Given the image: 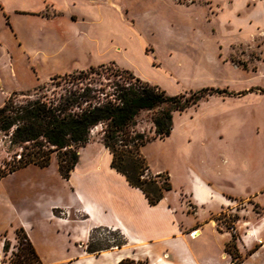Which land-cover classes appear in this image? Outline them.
<instances>
[{"label":"crops","instance_id":"0c3cea01","mask_svg":"<svg viewBox=\"0 0 264 264\" xmlns=\"http://www.w3.org/2000/svg\"><path fill=\"white\" fill-rule=\"evenodd\" d=\"M95 4L0 0V107L17 90L96 63L91 26L81 27V17L91 19ZM212 173L193 172L182 192L166 191L151 205L112 167L103 144L88 143L69 178L61 175L54 154L46 167L31 164L0 177V186L13 223L24 230L41 264H227L233 234L243 257L239 264H264V160L252 154L224 159L217 175ZM237 200L246 206L237 208ZM61 208L77 216L60 214ZM222 210L237 212L235 232L218 227ZM99 229L117 232L123 242L90 252ZM8 239L17 243L15 231Z\"/></svg>","mask_w":264,"mask_h":264},{"label":"rangeland","instance_id":"374dc122","mask_svg":"<svg viewBox=\"0 0 264 264\" xmlns=\"http://www.w3.org/2000/svg\"><path fill=\"white\" fill-rule=\"evenodd\" d=\"M256 4L260 7L254 8ZM84 10L82 7V14ZM87 16L91 19L81 17V27L91 26L95 66L114 62L171 95L205 87L243 92L207 96L176 112L172 132L164 139L154 138L152 113H141L135 129L151 137L141 148L149 165L144 177L161 183L168 174L172 192L179 193L193 172L208 170L217 175L224 159H244L252 154L264 160V0H96ZM53 85L52 77L40 84L45 86L43 93H49ZM33 89L17 90L7 99L23 102L25 93L33 94L31 97L40 93L34 95ZM101 129L92 130L88 143L95 147L102 144ZM10 139L0 132V175L10 170L22 153L28 154L31 146L12 144ZM1 192L0 186V244L3 251H12L3 263L9 264L17 259L19 228ZM234 203L237 208L246 206L245 201ZM61 209L62 215L77 216L72 209ZM219 215L218 227L234 232L237 212L222 210ZM14 231L15 245L8 239ZM93 237L92 250L123 242L117 232L108 229H99ZM237 251L227 252V264L241 262L243 257H237ZM30 258L31 264H39L36 257Z\"/></svg>","mask_w":264,"mask_h":264},{"label":"trees","instance_id":"16d2710c","mask_svg":"<svg viewBox=\"0 0 264 264\" xmlns=\"http://www.w3.org/2000/svg\"><path fill=\"white\" fill-rule=\"evenodd\" d=\"M52 80L54 87L49 93H43L45 86L39 85L33 89L34 95L40 92L37 96L31 97L33 94L28 92L24 94L25 101L15 103L7 99L0 107V132L10 135L12 144L31 145L28 154L22 153L19 161L0 177L30 164L46 167L56 153L61 175L69 178L78 163L80 148L90 141L92 130L101 126L102 144L112 154V167L123 174L130 185L141 189L151 205L158 204L172 185L168 174L161 183L144 177L149 165L141 148L151 137L135 129L141 113H152L154 138L164 139L172 132L176 112H183L214 94H243L205 87L171 95L114 62L55 75ZM16 233L19 236L17 259L10 263L31 264L32 255L41 264L24 230L19 228ZM235 238L233 234L232 242L226 245V252L230 254V249L237 251ZM8 247L7 243L5 250ZM88 250L93 251L90 246ZM236 254L239 257L238 251ZM128 263L146 264L131 260L119 262Z\"/></svg>","mask_w":264,"mask_h":264},{"label":"built area","instance_id":"2783aa9c","mask_svg":"<svg viewBox=\"0 0 264 264\" xmlns=\"http://www.w3.org/2000/svg\"><path fill=\"white\" fill-rule=\"evenodd\" d=\"M234 228H232V230H233ZM234 232H235V230H234ZM194 233V232H193ZM192 233V234H193ZM11 254H12V251L11 250H9V251H2V253L0 254V264H3L4 262H5V260L8 258V257H10L11 256ZM231 263H233V264H236V263H234V262H231Z\"/></svg>","mask_w":264,"mask_h":264},{"label":"bare ground","instance_id":"6f19581e","mask_svg":"<svg viewBox=\"0 0 264 264\" xmlns=\"http://www.w3.org/2000/svg\"><path fill=\"white\" fill-rule=\"evenodd\" d=\"M195 233V232H194ZM194 233L192 234V236H194Z\"/></svg>","mask_w":264,"mask_h":264}]
</instances>
